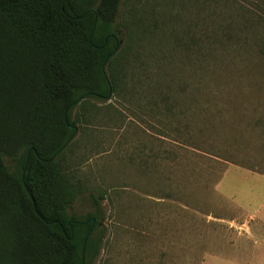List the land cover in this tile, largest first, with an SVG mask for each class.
Here are the masks:
<instances>
[{"label": "rangeland", "instance_id": "obj_1", "mask_svg": "<svg viewBox=\"0 0 264 264\" xmlns=\"http://www.w3.org/2000/svg\"><path fill=\"white\" fill-rule=\"evenodd\" d=\"M116 26L119 87L72 110L80 123L60 162L82 190L70 215L94 214L90 196H103L94 264L254 261L251 250L264 251V0H120ZM223 179L251 201L224 198Z\"/></svg>", "mask_w": 264, "mask_h": 264}, {"label": "trees", "instance_id": "obj_2", "mask_svg": "<svg viewBox=\"0 0 264 264\" xmlns=\"http://www.w3.org/2000/svg\"><path fill=\"white\" fill-rule=\"evenodd\" d=\"M120 0H0V264H94L95 213L70 215L81 194L61 165L76 106L119 87ZM72 126L73 128H70Z\"/></svg>", "mask_w": 264, "mask_h": 264}, {"label": "crops", "instance_id": "obj_3", "mask_svg": "<svg viewBox=\"0 0 264 264\" xmlns=\"http://www.w3.org/2000/svg\"><path fill=\"white\" fill-rule=\"evenodd\" d=\"M231 168L227 169V172L230 170ZM233 169V168H232ZM226 175V173H225ZM218 188L219 190H221V192H225L224 194H227V196L224 195V198H232L233 201L239 205V206H243L248 204L250 201H251V193L248 194L249 197H246V198H243L241 196V192L242 191H239L237 192V194H239V197L237 198L236 195L234 196H231L232 194H230L228 191H227V186L226 184L224 183V179L221 180V182H219V185H218ZM229 189V188H228ZM248 248H243L242 250H239V251H236V252H240V253H244V252H247ZM251 254H253V257H254V261L250 262V263H244V262H235V263H232V264H264V251H260L258 248H256L255 250H251ZM230 263V262H229Z\"/></svg>", "mask_w": 264, "mask_h": 264}, {"label": "water", "instance_id": "obj_4", "mask_svg": "<svg viewBox=\"0 0 264 264\" xmlns=\"http://www.w3.org/2000/svg\"><path fill=\"white\" fill-rule=\"evenodd\" d=\"M70 128H73L72 126H70Z\"/></svg>", "mask_w": 264, "mask_h": 264}]
</instances>
